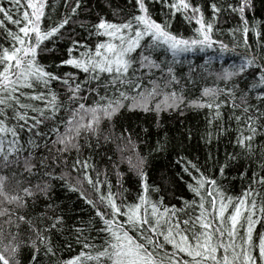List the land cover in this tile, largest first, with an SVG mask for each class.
Segmentation results:
<instances>
[{
  "label": "snow or ice",
  "instance_id": "6c2138e0",
  "mask_svg": "<svg viewBox=\"0 0 264 264\" xmlns=\"http://www.w3.org/2000/svg\"><path fill=\"white\" fill-rule=\"evenodd\" d=\"M185 109H207L203 161L159 135ZM161 152L179 171L149 183ZM0 264H264V4L0 0Z\"/></svg>",
  "mask_w": 264,
  "mask_h": 264
},
{
  "label": "trees",
  "instance_id": "16d2710c",
  "mask_svg": "<svg viewBox=\"0 0 264 264\" xmlns=\"http://www.w3.org/2000/svg\"><path fill=\"white\" fill-rule=\"evenodd\" d=\"M262 4H264V0H255V6L258 10H261ZM235 23V20H230L220 25V27L225 30V34L223 36H217V38L222 39L225 43H230L231 37L227 35V29L232 28ZM173 30L178 34H183L185 36L191 35V28L187 24H181L179 18L177 19V23L174 26ZM197 55L201 56V58L195 59L194 57H189V59L194 60L196 65H200L203 62V56L199 53ZM208 55H212L211 50L209 51ZM229 56L234 57L235 54L233 53L226 55L225 60L229 59ZM222 62L223 61L218 59L215 62L214 68H219ZM176 67L178 74L187 72V67L184 65H177ZM206 112L207 109L200 110L199 112L193 111L192 109H185L182 116L180 115V113L165 112L162 114V118L159 122V135L163 136L165 133H167L169 137L175 138L173 142L177 144V147H179L181 144L184 145V155H187L189 158L192 159L199 157V159L203 161L209 151V149L205 147V145L200 141V135L206 126V122L204 119ZM128 119L131 120L133 124L138 121L145 128L151 125V138L153 141L156 139L157 120L154 114L149 115L147 113H137L134 116L128 117ZM189 129H191L193 133V137L190 141L187 140L186 137V132ZM257 142L259 143V141ZM225 150L229 152L233 150L232 146L228 142V137H225L219 144L215 143V141L213 142L211 151L214 156L218 151L222 157ZM173 157L174 154L171 152H161L158 156L152 157L148 167L150 177L149 183L158 180L160 177H164L165 179H167L170 176H175V173L179 171V169L172 163ZM121 170L126 171V165L122 166ZM232 175L236 174L233 173ZM112 179L115 183L114 175L112 176ZM243 185L244 187H246L247 181H244ZM169 186L172 187V185ZM124 187L130 189L131 192L135 194L136 188L134 186L133 178L131 176H129L128 179L125 181ZM242 191V181L239 177H237L234 185H232L230 188L231 195L237 196L241 194ZM182 194L185 195V198H191V194L187 193V190L183 188V186L179 182H177L175 184V196L178 198ZM59 195L61 198L67 197V202L69 204L75 202L74 198H72L71 195L68 193L59 192ZM173 202L176 201L173 200ZM84 211H86V209H84Z\"/></svg>",
  "mask_w": 264,
  "mask_h": 264
}]
</instances>
